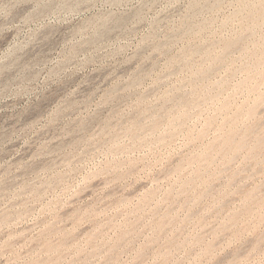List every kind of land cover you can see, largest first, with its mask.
Returning <instances> with one entry per match:
<instances>
[{
    "label": "rangeland",
    "instance_id": "rangeland-1",
    "mask_svg": "<svg viewBox=\"0 0 264 264\" xmlns=\"http://www.w3.org/2000/svg\"><path fill=\"white\" fill-rule=\"evenodd\" d=\"M0 264H264V0H0Z\"/></svg>",
    "mask_w": 264,
    "mask_h": 264
},
{
    "label": "bare ground",
    "instance_id": "bare-ground-1",
    "mask_svg": "<svg viewBox=\"0 0 264 264\" xmlns=\"http://www.w3.org/2000/svg\"><path fill=\"white\" fill-rule=\"evenodd\" d=\"M124 20V19H123ZM109 31V30H108ZM228 55V54H227ZM259 56V55H258ZM234 72V71H233ZM169 119V118H168ZM188 181V180H187Z\"/></svg>",
    "mask_w": 264,
    "mask_h": 264
}]
</instances>
